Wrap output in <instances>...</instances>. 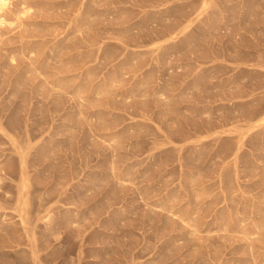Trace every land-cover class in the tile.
Instances as JSON below:
<instances>
[{"label": "rangeland", "instance_id": "rangeland-1", "mask_svg": "<svg viewBox=\"0 0 264 264\" xmlns=\"http://www.w3.org/2000/svg\"><path fill=\"white\" fill-rule=\"evenodd\" d=\"M0 264H264V0H8Z\"/></svg>", "mask_w": 264, "mask_h": 264}, {"label": "bare ground", "instance_id": "bare-ground-1", "mask_svg": "<svg viewBox=\"0 0 264 264\" xmlns=\"http://www.w3.org/2000/svg\"><path fill=\"white\" fill-rule=\"evenodd\" d=\"M8 2V0H0V9L3 5H5Z\"/></svg>", "mask_w": 264, "mask_h": 264}]
</instances>
